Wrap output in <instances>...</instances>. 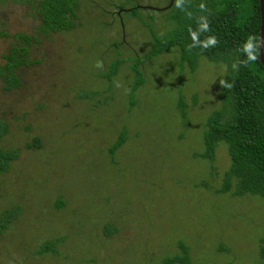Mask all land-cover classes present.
<instances>
[{
    "label": "rangeland",
    "instance_id": "obj_1",
    "mask_svg": "<svg viewBox=\"0 0 264 264\" xmlns=\"http://www.w3.org/2000/svg\"><path fill=\"white\" fill-rule=\"evenodd\" d=\"M170 1L78 0V25L46 35L28 4L0 1V64L12 34L37 39L19 84L0 78V147L19 150L0 174V213L20 209L0 232V264L264 262V200L233 195L235 179L223 189L225 142L202 156L226 64L192 69L177 46L136 62L176 26ZM46 242L56 252L38 253Z\"/></svg>",
    "mask_w": 264,
    "mask_h": 264
},
{
    "label": "trees",
    "instance_id": "obj_2",
    "mask_svg": "<svg viewBox=\"0 0 264 264\" xmlns=\"http://www.w3.org/2000/svg\"><path fill=\"white\" fill-rule=\"evenodd\" d=\"M16 1L30 6L31 12L39 21L36 26L37 34L68 31L78 25V0ZM201 3L206 5V11L200 9ZM183 7L184 10L180 9L176 15L177 24L170 30L169 35L164 39L158 36L157 43L146 57L139 58L136 62L141 63V60L149 59L171 46H177L181 62H187L192 69L199 57L226 64L224 80L232 84V87H222V108L215 110L208 118L209 124L204 137L206 152L202 156L212 158L217 143L225 142L231 165L226 172L223 189L229 190L231 180L235 179L233 195H257L264 200V66L259 61V47L254 49L258 55L255 62L242 65L239 71L232 68L234 62L247 59L248 53L243 52L242 48L248 37L254 35L260 39L259 0H185ZM138 10L134 6L125 11L136 16ZM187 12L192 13L191 18L187 16ZM201 16L208 17L210 31L200 33L199 40L202 42L206 37L215 36L219 42L208 48L197 46L189 50L188 46L193 43L190 29L198 30V18ZM0 35L7 33L0 31ZM11 39L9 48L2 55L4 62L0 64V78L7 89L19 84L16 70L31 62L28 56L33 43L37 41L36 35L20 31L12 34ZM119 62L120 60H116L111 65L105 73L106 76L117 72ZM90 95V92L80 93V96ZM7 132L5 120L0 119V142ZM119 143L121 141L116 145ZM18 157V149L0 147V174L7 171ZM19 212V207L14 206L0 213V232L9 226ZM46 251L56 252L55 243L46 242L37 252ZM261 251L263 255L264 247ZM186 259L174 257L168 259V262H186Z\"/></svg>",
    "mask_w": 264,
    "mask_h": 264
},
{
    "label": "clouds",
    "instance_id": "obj_3",
    "mask_svg": "<svg viewBox=\"0 0 264 264\" xmlns=\"http://www.w3.org/2000/svg\"><path fill=\"white\" fill-rule=\"evenodd\" d=\"M175 7L180 8L181 10H184L183 7V0H175ZM200 9L202 11H206V5L201 3L200 4ZM187 16L189 18H191L192 13L191 12H187L186 13ZM198 30L197 31H192L190 29V34L193 38V43L191 45H189V50H191V48L197 47V46H202L204 48H208L210 46H215L219 41L215 36H209L206 37V39L204 41H200L199 40V34L202 32H208L210 31V23H209V19L207 16H201L198 18ZM260 45H264V38H260L258 39L256 36L254 35H250L247 39V41L245 42L242 51L243 52H247V59L245 61H237L234 62L232 64V68L234 71H239V68L243 65V66H247L248 62H255L258 59V55L256 54V52L254 51V49L258 48ZM96 67L100 68L102 67V63L101 62H97V64L95 65ZM220 84L223 87H227V88H231L232 84L227 83L225 80H221Z\"/></svg>",
    "mask_w": 264,
    "mask_h": 264
},
{
    "label": "water",
    "instance_id": "obj_4",
    "mask_svg": "<svg viewBox=\"0 0 264 264\" xmlns=\"http://www.w3.org/2000/svg\"><path fill=\"white\" fill-rule=\"evenodd\" d=\"M174 0L170 1V5L173 3ZM169 7V6H168ZM166 7V8H168ZM165 8L156 10H163ZM259 10H260V38H264V0H259ZM259 61L264 66V45L259 46Z\"/></svg>",
    "mask_w": 264,
    "mask_h": 264
}]
</instances>
